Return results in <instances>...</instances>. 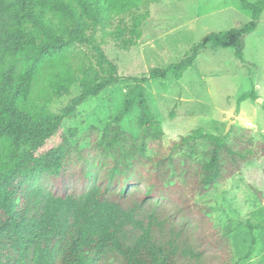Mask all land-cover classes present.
<instances>
[{
  "label": "trees",
  "instance_id": "trees-1",
  "mask_svg": "<svg viewBox=\"0 0 264 264\" xmlns=\"http://www.w3.org/2000/svg\"><path fill=\"white\" fill-rule=\"evenodd\" d=\"M151 2L0 0V264H232L231 243L214 227L212 207L194 198L263 158L264 142L250 129L230 141L233 131L216 136L199 128L162 149L165 132L145 85L168 76L180 81L208 48H233L243 59L244 38L257 30L264 0H242L252 21L208 35L166 69L123 77L103 59L109 74L94 81L92 59L79 44L91 43L99 31L117 39L125 26L137 46L143 36L138 28L150 16L142 10ZM127 18L134 23L125 25ZM121 80L135 88L106 127L104 147L94 159H85L86 169L67 164L65 154L51 147L64 121ZM80 83L83 92L67 111H50L55 99ZM249 98L257 95L247 92L238 103ZM134 106L141 111L143 133L136 163L129 167L113 152L120 143V123ZM202 141L214 148L208 159L194 160L188 152ZM155 144L158 151L151 156ZM76 180L82 189L69 190ZM140 183L144 189L134 198Z\"/></svg>",
  "mask_w": 264,
  "mask_h": 264
},
{
  "label": "rangeland",
  "instance_id": "rangeland-1",
  "mask_svg": "<svg viewBox=\"0 0 264 264\" xmlns=\"http://www.w3.org/2000/svg\"><path fill=\"white\" fill-rule=\"evenodd\" d=\"M142 12L150 16L138 28L143 36L137 46L132 45L134 39L124 31L125 26L117 39L99 31L91 43L79 44L78 49L92 59L90 75L94 81L109 74L103 59L111 61L123 77H148L154 69L180 62L208 35L239 30L252 21V11L244 8L242 0H152ZM133 23L127 18L125 25ZM83 86L76 84L55 99L50 111H67L81 96ZM134 88L135 83L121 80L75 108L51 147L65 154L67 164L84 168L85 159H94L104 147L106 127L123 110L125 98ZM145 89L152 112L165 132L162 149L199 128L216 136L233 131L230 141L241 130L250 129L256 140L264 142V11L257 30L244 38L243 59L233 48H208L180 81L168 76L165 81L149 82ZM247 92H254L257 98L239 104ZM140 116V109L134 106L120 123V143L113 154L124 166L134 167L136 163L143 133L138 124ZM213 148V144L202 141L188 153L194 160L203 161ZM156 151L157 145H152L149 154L153 156ZM73 188L81 190L80 181H70L69 190ZM143 189L144 183H140L133 197ZM194 202L212 207L214 227L231 243L232 264H264V157L245 165L240 174L210 192L197 195Z\"/></svg>",
  "mask_w": 264,
  "mask_h": 264
},
{
  "label": "water",
  "instance_id": "water-1",
  "mask_svg": "<svg viewBox=\"0 0 264 264\" xmlns=\"http://www.w3.org/2000/svg\"><path fill=\"white\" fill-rule=\"evenodd\" d=\"M230 130V125L227 127L226 133L229 132Z\"/></svg>",
  "mask_w": 264,
  "mask_h": 264
}]
</instances>
